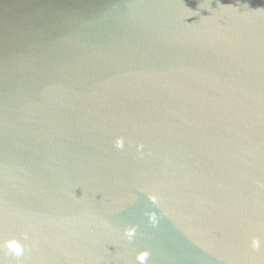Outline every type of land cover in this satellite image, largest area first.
I'll use <instances>...</instances> for the list:
<instances>
[{
	"label": "water",
	"instance_id": "1",
	"mask_svg": "<svg viewBox=\"0 0 264 264\" xmlns=\"http://www.w3.org/2000/svg\"><path fill=\"white\" fill-rule=\"evenodd\" d=\"M0 264H264V0H0Z\"/></svg>",
	"mask_w": 264,
	"mask_h": 264
}]
</instances>
